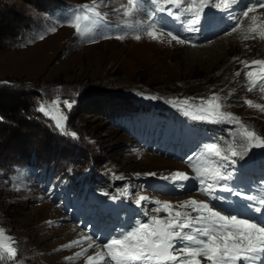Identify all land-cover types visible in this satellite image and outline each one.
I'll return each mask as SVG.
<instances>
[{
	"label": "rangeland",
	"instance_id": "1",
	"mask_svg": "<svg viewBox=\"0 0 264 264\" xmlns=\"http://www.w3.org/2000/svg\"><path fill=\"white\" fill-rule=\"evenodd\" d=\"M0 2V9L10 13L2 21L9 31L0 46V92L22 96L33 104L28 113L17 114L0 125V227L17 242V264H85L86 257L95 253L97 249L93 248L82 257L66 259L74 257V253L87 245L61 247L81 235L96 238V234L89 233L73 220L74 208L67 205L73 191L84 193L80 182L90 172L99 173V177L95 175L92 180L102 189L110 185L104 176L115 183L121 195L127 189L128 195L122 196L139 215L154 214L151 209L155 204L136 205L135 200L142 195L149 201L168 200L173 204L190 198L205 199L198 192L197 180L183 182L187 187L178 194L163 195L157 191V184L171 183L160 179L161 176L176 171L190 177L195 173L189 163L166 158L139 144L135 132L140 135L150 132L155 136L158 131H165L156 128L158 125L180 127L182 122L206 134L205 145L217 143L227 148L229 144L243 142L241 128L235 123L194 120L185 114L191 110L189 106L180 105L179 101L188 99L190 105H195L200 98L219 94L225 98L223 111L232 113L249 130L264 137V113L244 103L252 100L264 105V92L260 90L264 85L258 84L249 92L247 70L241 63L264 59V40L245 41L239 31H226L214 39L190 42L193 35L181 32L182 27L189 29L191 25L181 15L188 19L191 14L176 9L173 11L177 16L171 18L178 22V33L164 24L168 30L157 27L165 35L152 40L145 35L152 24L146 11L133 18L132 28H124L121 14L112 10L120 9L126 0H105L106 6L100 10L108 12L114 33L110 35L105 29L103 34L113 38L97 36L96 42L91 43L88 37L81 39L66 23H61L91 0ZM48 2L50 5L43 8L42 4ZM218 12L220 10L214 7L206 8L202 18L217 16ZM242 12L236 19L228 16L232 24L226 28L232 29L237 18L247 26L249 21L242 17ZM256 14L264 18V9H258ZM51 27L56 28L54 33L47 31ZM169 31L188 43H169ZM204 31H196V37L204 35ZM124 33H127L125 39L114 38ZM135 35H140L141 39H134ZM203 45L205 47L200 48ZM237 72L241 75L237 76ZM57 98L68 117L66 131L75 132V139L62 134L55 128L54 121L38 111L41 104L50 105ZM64 100L75 101L71 110L63 107ZM169 101L177 103L174 106ZM129 102L133 109L127 107L124 111ZM13 131L24 137L10 142ZM52 136L64 140L53 144ZM46 139L51 143L44 145ZM205 145L200 146V154ZM34 150L41 154L35 157L38 158L35 162L32 161ZM80 154L89 157L88 163L80 162L83 159ZM257 155L264 157V148H252L243 159ZM79 198L85 202V196Z\"/></svg>",
	"mask_w": 264,
	"mask_h": 264
},
{
	"label": "snow or ice",
	"instance_id": "2",
	"mask_svg": "<svg viewBox=\"0 0 264 264\" xmlns=\"http://www.w3.org/2000/svg\"><path fill=\"white\" fill-rule=\"evenodd\" d=\"M156 6L155 12L167 13L168 16H177L178 11L191 14L187 21L189 25L201 23L205 9L214 7L220 11H226L236 5L238 0H150ZM105 5V0H91V3L79 6V10L72 16L61 21L74 30V33L89 42L95 43V37L101 39L113 38L104 35L105 29L111 27L108 20V12L100 9ZM170 6V7H169ZM258 9H264V0L256 2L242 12V17L247 19V26L237 22L231 29L232 33L240 32L242 39L264 40V18L257 15ZM112 11L119 12L123 18V27L132 28L133 18L140 12L145 11L143 0H126L120 9ZM252 14V15H250ZM239 21V18H237ZM189 31L194 30L192 27ZM54 33L55 27L47 30ZM127 33L116 34L117 40L125 39ZM152 40H157L165 35L162 29H158L156 23L147 27L145 32ZM170 37L168 41H175L177 44H186L188 41L179 38L171 31L167 32ZM43 39V36L39 37ZM134 39L140 40V35ZM247 70L245 75L248 78L249 92L253 91L258 84L264 85V59H254L250 62L241 61ZM241 75L240 72L236 73ZM264 92V86L260 89ZM156 99V97H145ZM225 99L219 94H212L207 98H200L195 105H190L188 99L179 101L180 105H187L191 109L186 111L194 120H206L210 123H235L240 126L242 143L229 144L227 148L217 143H210L204 146L202 157L205 159L203 165L189 164L195 173L189 176L183 171H176L168 176H161L160 179L170 181L174 187L185 189L187 185L183 182L197 180L199 192L205 197L204 200L187 199L173 204L168 200L149 201L147 196H140L135 200L137 206L142 202L155 204L151 209L154 213L148 216L147 221L137 220L130 230L122 232L118 237L110 238L106 242L99 241L89 235H82L78 239L62 245V248H73L87 245L80 251L74 253V257L84 256L90 249H97L93 255H88L85 264H264V223L253 220L250 217L241 218L239 213L225 212L218 209L217 203L226 200L227 197L214 195L217 190L222 192H233L240 195L230 187L228 182L234 178L233 171L229 170L231 165L236 163L234 157L241 160L248 155L252 148H264V137L258 135L254 130H249L232 113L225 112L226 107L222 100ZM75 101L64 100L63 107L71 110ZM174 106L177 102L169 101ZM250 108H255L264 113V105L254 103L252 100H245ZM40 113L54 121V126L62 134L76 138L75 132H67L65 122L67 115L61 110V101L54 99L50 105L41 104L38 108ZM155 176V173H146ZM180 182V183H177ZM223 182V183H222ZM122 195L127 196V189ZM251 203L246 204V209H253L264 217V195H247L244 197ZM190 210V211H189ZM160 213L166 215L161 216ZM16 240L6 230L0 227V264H17L18 249Z\"/></svg>",
	"mask_w": 264,
	"mask_h": 264
},
{
	"label": "trees",
	"instance_id": "3",
	"mask_svg": "<svg viewBox=\"0 0 264 264\" xmlns=\"http://www.w3.org/2000/svg\"><path fill=\"white\" fill-rule=\"evenodd\" d=\"M0 5H2L1 2H0ZM42 5H44L42 7L45 8V7L50 5V2L44 3ZM41 10H43V9L41 8ZM1 14H3V16H1ZM6 15L10 16V13L1 8L0 9V16L2 18H0V46H1L2 42H3V40L5 39L6 35H8L7 33L9 31L7 29L6 24H2V21L4 20L3 18ZM32 107H33V104L31 105L27 98L25 99L22 96H16V95H14L12 93L0 92V125L1 124H5L8 121L9 118L13 119L17 114H20V113L23 114L25 112L28 113L29 111H31ZM127 107L128 108L129 107L132 108V105L130 104V102L126 105L124 111H127V109H128ZM15 123L17 124L18 121H15ZM49 133L54 135L52 132H49ZM20 136H21V134L19 132L13 131V133L10 135V139L9 140H10V142H13L14 140L18 139V137H20ZM23 137L24 136L22 135L21 138H23ZM52 137L54 139L52 141L53 144H55V143L59 144L58 141L66 139V138L62 137L61 135L59 137L60 138H64V139H60V138H57L55 136H52ZM48 143H51L50 140H47V139L44 140V145H47ZM60 144H62V143L60 142ZM32 153H33L32 157L34 158V159H32V161H34V162L38 161V158H35V157L37 155L40 157L41 154H38V151H35V150H34V152L32 151ZM81 157H83V156L81 155ZM88 158L83 157V159L80 162H85L86 161L85 163H88V161H87ZM39 161H40V159H39ZM31 165L34 166L35 164L33 162H31Z\"/></svg>",
	"mask_w": 264,
	"mask_h": 264
},
{
	"label": "bare ground",
	"instance_id": "4",
	"mask_svg": "<svg viewBox=\"0 0 264 264\" xmlns=\"http://www.w3.org/2000/svg\"><path fill=\"white\" fill-rule=\"evenodd\" d=\"M259 10H263V9H259ZM218 15V14H217ZM207 20V26L208 25H210V23H211V20H209V19H206ZM246 20V19H245ZM206 25L204 26V27H207ZM208 28V27H207ZM207 36V35H206ZM205 37V36H204ZM229 37V36H228ZM203 37H199V39H202ZM206 39V38H205ZM205 46L203 45V47H200V48H204ZM235 66V65H234ZM256 112H258V111H256ZM166 166V165H165ZM198 197V196H197ZM85 234H87V233H85ZM81 235V234H80ZM82 236V235H81ZM76 237V236H75ZM83 246H85V245H83ZM91 251V250H90ZM93 252V251H92ZM94 252H95V250H94ZM91 253V252H90ZM92 254H94V253H92Z\"/></svg>",
	"mask_w": 264,
	"mask_h": 264
}]
</instances>
